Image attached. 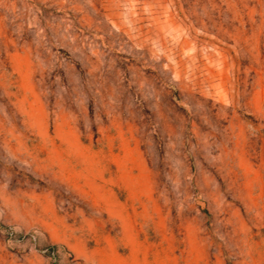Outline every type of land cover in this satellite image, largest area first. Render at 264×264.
<instances>
[{
    "label": "rangeland",
    "instance_id": "374dc122",
    "mask_svg": "<svg viewBox=\"0 0 264 264\" xmlns=\"http://www.w3.org/2000/svg\"><path fill=\"white\" fill-rule=\"evenodd\" d=\"M0 264H264V0H0Z\"/></svg>",
    "mask_w": 264,
    "mask_h": 264
}]
</instances>
